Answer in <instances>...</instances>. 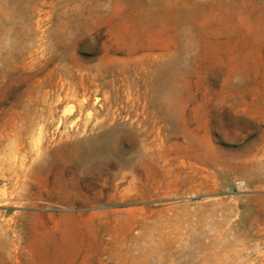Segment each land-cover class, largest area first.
Wrapping results in <instances>:
<instances>
[{"label": "rangeland", "instance_id": "1", "mask_svg": "<svg viewBox=\"0 0 264 264\" xmlns=\"http://www.w3.org/2000/svg\"><path fill=\"white\" fill-rule=\"evenodd\" d=\"M0 264H264V0H0Z\"/></svg>", "mask_w": 264, "mask_h": 264}, {"label": "bare ground", "instance_id": "2", "mask_svg": "<svg viewBox=\"0 0 264 264\" xmlns=\"http://www.w3.org/2000/svg\"><path fill=\"white\" fill-rule=\"evenodd\" d=\"M109 137H110L109 132H103L100 135V137L97 139L101 144L100 147L98 148L93 146V144L87 145L86 143L83 142L77 143V145H75L74 161L76 163L77 171H79V173H83L87 175L84 177H88L90 175L89 173H93L95 169L98 170L97 167H99V165H96L97 161L103 160L110 153L115 152V146L111 144V140L109 139ZM119 166H120L119 169L120 171L122 168L132 167L133 163L130 161L129 157H123L120 159ZM26 174L28 177L29 173Z\"/></svg>", "mask_w": 264, "mask_h": 264}]
</instances>
